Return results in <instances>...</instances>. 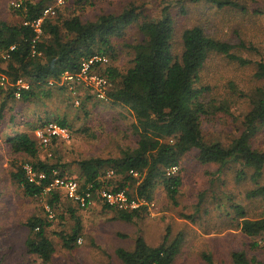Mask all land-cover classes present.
<instances>
[{
  "label": "trees",
  "instance_id": "16d2710c",
  "mask_svg": "<svg viewBox=\"0 0 264 264\" xmlns=\"http://www.w3.org/2000/svg\"><path fill=\"white\" fill-rule=\"evenodd\" d=\"M47 1L16 3L18 6L14 5L13 10L19 22L11 24L0 21V74L7 78V85L0 86V97H3L0 102V126L15 120L13 116L8 118L6 110L7 102L17 99L15 84L19 79L30 82L28 89L21 90L19 101L29 103L41 99V96L49 97L50 90H44L49 82H62L66 73L78 74L84 59L114 56V39L122 36L128 27L137 25L142 40L133 47L132 66L126 72H121L113 66L104 69L103 64L98 65L99 69L102 67L100 76L114 84L106 94V102L128 108L134 119L132 133L136 145L124 149L118 158L77 160L75 164L79 175L68 177L64 172L70 164L60 165L59 162L40 159L41 146L44 145L31 132L9 136L6 144L10 153L31 160L24 161V164L11 163L12 181L22 189L26 198L46 195V207L49 209L44 210V217L34 215L25 224L28 229L25 242L27 254L37 256L43 264L53 260L56 246L47 230L52 226V214L60 208L62 200L74 203L79 209L102 202L103 209L115 211L118 219L125 222H140L146 217L158 187L172 203L177 204L182 180L178 174H167L172 168L179 167L184 156L190 153L196 154L203 165L218 166L219 172L234 166L231 169L234 168L235 180L250 184L245 198L260 201L261 214L257 218H248L246 208L229 195L228 215L238 223L242 235L251 241L250 250L256 251L259 248L256 239L264 235V152L256 149L251 140L264 129V87L256 90L250 110L241 122V133L225 145L218 140L206 139L204 120L211 115L215 102H205L203 95L207 89L196 86L200 71L211 54L222 55L240 65L251 62L236 55L234 45L214 39L200 26L183 32L182 53L174 54V20L167 0H156L161 7V15L157 19L144 17L141 8L131 3L122 12L102 15L95 21H83L78 16H72L55 23L44 18L40 25L41 34H38L34 24L43 17ZM187 1H205L219 9L240 7L234 0ZM76 5L85 10L93 3L92 0H76ZM258 13L264 14L263 11ZM240 46L244 47L242 44ZM256 66V77L264 81V62L259 61ZM97 96L94 93L88 96L87 101L93 99L102 102L94 99ZM84 105L82 103L79 108L88 114ZM215 109L229 113L226 105ZM50 122L67 128L69 132L73 130L66 118L58 117L35 129ZM31 128L33 130L34 127ZM60 167L62 171H59ZM29 172L35 175L33 180ZM56 178L77 182L81 194L92 195L91 203L83 207L78 201L69 199L62 189L47 190ZM128 188L131 191H127ZM101 191L125 192L129 199L143 204L134 210L119 209L103 200L99 196ZM69 211L75 221L71 234L64 231L57 234L68 250L76 247L82 233L76 208L70 207ZM182 235L180 233L171 239L168 229L157 246L149 245L140 236L133 249L120 248L116 255L121 264H174L184 243ZM203 258L208 264H213L211 256L204 254ZM232 263L264 264L256 257H250L247 251L233 253Z\"/></svg>",
  "mask_w": 264,
  "mask_h": 264
},
{
  "label": "rangeland",
  "instance_id": "374dc122",
  "mask_svg": "<svg viewBox=\"0 0 264 264\" xmlns=\"http://www.w3.org/2000/svg\"><path fill=\"white\" fill-rule=\"evenodd\" d=\"M24 1L41 0H0V21L17 24L20 19L13 6ZM59 1L46 2V7L51 10L45 18L55 23L72 16L83 21H95L102 15L120 13L131 3L141 8L144 17L157 19L161 15V7L156 0H92L93 6L85 10L76 5V0ZM234 1L240 7L219 9L205 1L167 0L174 20V54L182 53L183 32L200 26L214 39L234 45V53L251 62L240 65L222 55L211 54L199 74L196 86L207 89L203 95L205 102H215L211 115L204 120L206 139L218 140L225 145L241 133V122L250 110V102L256 90L264 87V81L256 77L257 62H264V14L258 13L264 12V0ZM141 40L137 25L128 27L122 36L114 39V56H104L106 62L102 67L113 66L126 72L132 66L133 47ZM99 67L95 72L101 75L102 67ZM90 85L70 83L63 78L62 82H49L44 88L50 90L49 97L41 96V99L29 103L18 98L7 102L8 118L13 116L15 120L0 126V264H43L37 256L26 252L28 229L25 224L30 217H44V210H49L46 195L26 198L22 189L12 181L11 163L24 164V161L31 160L10 153L6 144L9 136L25 131L35 136V127L56 117L66 118L68 125L73 127V130L69 129L68 138L54 139L48 146L39 144V157L60 165L70 164L64 172L68 177L79 175L77 160L118 158L124 149L135 147L134 119L129 109L106 102V94L114 84H107L103 98H94L102 102L87 101L88 96L96 91L95 86L93 89ZM82 103L88 114L80 109ZM223 105L229 108V113L215 109ZM28 124L34 127L33 130ZM251 144L264 152V129L252 138ZM231 167L234 166L219 172L216 165L200 163L196 154L185 155L175 173L182 180L177 204L172 203L158 187L155 200L149 204L148 214L140 222L118 219L115 211L103 209L102 202L79 209L74 203L62 200L60 208L53 212L52 226L47 230L56 246V254L49 264H121L116 255L118 249H133L140 236L149 245L157 246L168 229L171 239L180 233L184 237L174 264H208L204 254L212 257L213 264H233L232 254L238 251H247L250 257L264 263V235L256 239L259 248L251 251V241L242 235L238 223L228 215L229 195L246 208L248 218H257L262 212L260 201L245 198L251 186L246 182L238 183ZM62 170L60 167L59 171ZM70 207L76 208L82 233L76 247L68 250L57 234L61 231L71 234L75 226Z\"/></svg>",
  "mask_w": 264,
  "mask_h": 264
},
{
  "label": "built area",
  "instance_id": "2783aa9c",
  "mask_svg": "<svg viewBox=\"0 0 264 264\" xmlns=\"http://www.w3.org/2000/svg\"><path fill=\"white\" fill-rule=\"evenodd\" d=\"M65 0H60V3H63ZM18 6V4H14ZM50 8H46L43 12V17L35 22V28L38 34H41L40 25L43 19L50 13ZM6 58V56H4ZM106 62L105 57L103 56H92L90 58L84 59L81 63V70L78 74H69L64 75V79L70 83H83L91 84L90 86L94 89L95 93L98 94V97L103 98L105 96L104 88L107 86V80L104 77H101L95 72V69L98 65L104 64ZM7 85V78L4 75L0 74V86ZM89 86V87H90ZM15 87L17 91L15 92L16 98H20L21 90L28 89L29 84L24 79H19ZM35 137L37 140L44 146L51 144L54 139H66L68 138L69 131L67 128L61 127L54 122L46 124L42 128H38L35 131ZM178 167L172 168L168 171V176L175 174ZM111 175V174H110ZM34 174L29 172V177L31 180L34 178ZM41 178H44L43 175H40ZM79 184L75 181L65 180L61 178L54 179L51 184V188L62 189L68 196L69 199L78 201L83 207H87L92 201V195L90 193L81 194L79 192ZM99 196L105 200L111 206H117L119 209L134 210L137 209L143 202H136L135 200L129 199L128 195L125 192L112 193L108 191L99 192Z\"/></svg>",
  "mask_w": 264,
  "mask_h": 264
}]
</instances>
